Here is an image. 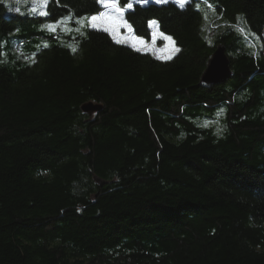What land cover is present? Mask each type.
Masks as SVG:
<instances>
[{
	"label": "trees",
	"instance_id": "1",
	"mask_svg": "<svg viewBox=\"0 0 264 264\" xmlns=\"http://www.w3.org/2000/svg\"><path fill=\"white\" fill-rule=\"evenodd\" d=\"M101 11L0 2V264H264V0L133 5L170 60L89 27L61 45ZM219 47L231 78L204 88Z\"/></svg>",
	"mask_w": 264,
	"mask_h": 264
},
{
	"label": "rangeland",
	"instance_id": "2",
	"mask_svg": "<svg viewBox=\"0 0 264 264\" xmlns=\"http://www.w3.org/2000/svg\"><path fill=\"white\" fill-rule=\"evenodd\" d=\"M134 1L137 2V0H134ZM0 2H2L6 6L7 12L9 13V15L18 14V15H22V16H40V14H38L39 10H40L39 8L37 10V13L34 14L32 12V8L37 7L39 0H0ZM169 2L174 3L173 0H168L167 3H169ZM189 2H190V0H186L185 5H187ZM198 8L203 13V26L208 27L210 24V21H211V17L204 15L203 4H199ZM17 9H19V11H17ZM129 10L130 9H128V11ZM44 11H46V8H44ZM105 11H108V10L105 9L104 7H102L101 13H104ZM126 11L123 13V21H124V15H125ZM42 16H45V15H42ZM65 20H67V19H65ZM65 20H61L59 23H57L55 25H51L54 27V29H55L54 31H56L57 28L62 27V24L64 23ZM67 21H69L71 23V20H67ZM75 23L77 24L76 34H73V30L70 27H67V26H65V28L62 27L64 37L59 40L61 45L66 46L68 48H72L71 46L67 45V41H66L67 37L78 35L81 38H85L87 35V33H86L87 28L88 27L92 28L90 25V22L86 19H76ZM48 26L45 27L44 29L45 30L47 29L48 31H53V30H50ZM107 27H109L108 24L98 21L97 27L93 28V29L107 32L114 38V40L116 42L119 40V41H121L119 43H121L125 46H129V47L136 50V48L133 47V44L137 40H140V39L134 36V32H133L132 28H131V31H129L127 26L120 27L117 30L116 35L114 37L110 31L104 30ZM151 30H152V34H151L152 41L149 43L144 42V45L137 44L136 47H139L142 49L139 52L150 53L155 58L160 59V60H170V59H168L169 56H171V59H172L175 56V54L177 53L176 51H174V48H176V47H175V44L172 43L173 41L170 42V41H166L163 38H161L159 36L158 29L155 25H151ZM247 33H248V35H252V33L249 30H247ZM154 34L156 36L155 41L153 40Z\"/></svg>",
	"mask_w": 264,
	"mask_h": 264
},
{
	"label": "snow or ice",
	"instance_id": "3",
	"mask_svg": "<svg viewBox=\"0 0 264 264\" xmlns=\"http://www.w3.org/2000/svg\"><path fill=\"white\" fill-rule=\"evenodd\" d=\"M98 3H100L102 5V7H104L105 9H107L108 11H105L104 13H100L99 15H95L89 18H82V19H86L90 22V25L92 28H96L97 27V22H103L109 25V27L105 28V31H110L113 36L115 37L117 30L120 27H124L127 26L129 31H131V26L127 25L125 21H123V13L128 10L131 9L133 7V4L130 2H127L126 0V7L125 8H121L119 6V0H97ZM137 2H141V0H137ZM143 2H146V0H143ZM156 3L158 4H163V3H167L168 0H155ZM174 3H176L178 6H180L181 8H183L185 6L186 0H173ZM48 3V0H39V3L37 5V7H33L32 8V12L35 14L37 13L38 8L40 15H47V12L44 11V8H46ZM209 7H211V5H209ZM17 11H19V9H17ZM152 25H156L155 21L151 22ZM50 30H55L53 26L49 25L48 26ZM240 31H243V29H239ZM159 36L161 38H163L166 41H170L172 42V38L170 36H166L163 33H159ZM155 34L153 37V40L155 41ZM118 43L121 41H117ZM174 43V42H172ZM144 45V41L143 40H137L134 44L133 47L136 48L137 51L142 50L139 47H136V45ZM73 51H75V49H73ZM174 51L178 52L179 49L178 48H174ZM168 59H171V56L168 57ZM34 62V61H33Z\"/></svg>",
	"mask_w": 264,
	"mask_h": 264
},
{
	"label": "water",
	"instance_id": "4",
	"mask_svg": "<svg viewBox=\"0 0 264 264\" xmlns=\"http://www.w3.org/2000/svg\"><path fill=\"white\" fill-rule=\"evenodd\" d=\"M230 61L224 47H219L211 60L201 79L200 86L207 88L225 83L231 78ZM99 109L97 106L88 105L83 107L85 112L94 113Z\"/></svg>",
	"mask_w": 264,
	"mask_h": 264
},
{
	"label": "bare ground",
	"instance_id": "5",
	"mask_svg": "<svg viewBox=\"0 0 264 264\" xmlns=\"http://www.w3.org/2000/svg\"><path fill=\"white\" fill-rule=\"evenodd\" d=\"M155 0H147L146 2H143V0L141 2H134L133 5H141V6H144V5H147V4H155L154 3ZM170 3V2H169ZM167 4V3H166ZM128 11V10H127ZM126 11V12H127ZM133 30V29H132ZM134 32V31H133Z\"/></svg>",
	"mask_w": 264,
	"mask_h": 264
},
{
	"label": "built area",
	"instance_id": "6",
	"mask_svg": "<svg viewBox=\"0 0 264 264\" xmlns=\"http://www.w3.org/2000/svg\"><path fill=\"white\" fill-rule=\"evenodd\" d=\"M154 3H156V2H154Z\"/></svg>",
	"mask_w": 264,
	"mask_h": 264
}]
</instances>
